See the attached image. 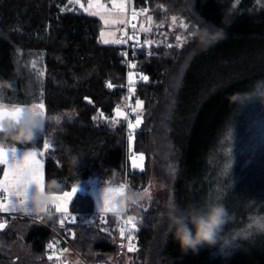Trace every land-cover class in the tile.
Listing matches in <instances>:
<instances>
[{
	"label": "trees",
	"instance_id": "trees-1",
	"mask_svg": "<svg viewBox=\"0 0 264 264\" xmlns=\"http://www.w3.org/2000/svg\"><path fill=\"white\" fill-rule=\"evenodd\" d=\"M132 6L148 9L156 21L177 16L194 26L210 22L226 32L207 51L192 41L168 48L176 44L172 36L171 42H154L150 54H138L136 70L148 81L136 86L143 117L133 148L144 153V170L129 166L125 120L116 125L93 120L97 112L111 115L124 100L126 67L120 44L102 43L100 18L69 0H0V101L31 104L43 99L45 104L44 127L34 142L21 145L0 138V145H39L51 131L53 148L44 159V178L45 185L58 183L59 192L92 175L137 191L152 177L169 182L170 190L155 191L147 205L132 207L143 221L128 264H264V230L252 222L264 218L263 178L248 174L227 182L219 165L226 130L254 84L264 78V60L259 58L264 0H132ZM192 28L177 31L186 35ZM106 78L112 88L105 85ZM233 95L238 102H229ZM64 111L73 115L57 121ZM218 154L223 155L219 161ZM205 201L219 202L228 212L220 241L196 253L182 252L168 234L166 205L184 208ZM94 204L89 193L74 195L69 207L77 221L68 224L75 233L70 243L89 261L111 262L121 245L122 238L115 240L119 219L112 213L105 217L107 223L90 219ZM44 219L57 226L60 217ZM50 237L43 225L9 219L0 230V264H82L48 261ZM225 238L233 246L222 250Z\"/></svg>",
	"mask_w": 264,
	"mask_h": 264
},
{
	"label": "rangeland",
	"instance_id": "rangeland-1",
	"mask_svg": "<svg viewBox=\"0 0 264 264\" xmlns=\"http://www.w3.org/2000/svg\"><path fill=\"white\" fill-rule=\"evenodd\" d=\"M69 1L73 7H81L83 9L87 8L90 2L91 3L95 2V0H69ZM100 2L105 4V6L108 8V11L102 13V15L106 19L124 21V23H116L114 25L110 24L106 26L103 20L100 18V16L96 15L100 18L102 22V27L99 33V39L101 42H102L101 35H100L101 32H104L106 34L115 33L114 36L105 35L104 39H109L110 41L117 40L116 36H117L118 29L119 28L125 29V22L128 17L129 18L132 17L133 10H135L138 13L142 12L141 9H137L132 6V0H129V1L125 0L126 11L124 13H120L119 10H115V11L112 10V0H100ZM149 16L152 17L151 31L150 32L140 31V26L142 24L145 27L149 26L148 24ZM171 17L172 16H169L159 21H156L153 18V15L151 14V12L148 10L144 14L137 15L136 19L134 20L135 22L134 24L137 25L135 32L138 33L140 37L146 40L153 41V42H162V41L171 42V38L173 36L172 38L173 42L177 43L175 40V36L176 35L183 36L181 32L177 31V28H179L178 27L179 20H183L186 23L188 22L184 18H179L176 16L178 18L177 24L173 25ZM260 57H261L260 60H264V50L263 52L259 54V58ZM132 74L134 75V73ZM251 90L252 91L247 97H245L246 100L241 105L239 116L236 118V121L226 130V133L224 136L225 139L223 140V145L221 147L224 156L221 155L222 154L221 152V154H218L217 159L219 161L220 156H223L221 157L222 159L219 165L222 169V175L227 180V182L240 181V179L245 178V176L249 174L250 176L262 177L263 179H260V178L259 179L261 180L260 184H262L264 187V104H262L260 101L252 99L254 95L264 94V78L258 81L256 84H254ZM35 103H39V102H35ZM35 103L22 104V103H14V102L5 103V102L0 101V104L5 105L9 110L17 106L21 107L25 105H32ZM118 106L123 112L126 113V103L124 100H122L114 108L113 113L111 115H106V114H103L102 112H97L95 114L96 120L104 121L109 125H116L120 123L121 121L124 120L123 117L118 118L116 123H112L113 118H115L116 116L115 110L117 109ZM135 106H136V101L134 102V107ZM72 115H73L72 111H64L62 114L56 116V120L61 121L64 117H71ZM136 115L137 113H134V120L132 121L133 123H135ZM142 117H143V108L141 109V119ZM45 140H47L52 145L51 131H48L46 133L44 141ZM133 141H134V138H133ZM43 143L39 145L29 146V147L9 146V147H5V149L11 148V147H17V158L19 159L23 151L31 150V147H36L38 151H45V155L43 157V160H44L46 154L53 148V145L50 149L44 150ZM131 151L135 154L141 153V152H137L134 150L133 143H132ZM127 160H128L130 168L133 169L131 167V160L129 159V148H128V159ZM226 165H230V168L227 171L225 170ZM4 167L5 166L2 165V173L0 175V179L3 178V168ZM110 183H111V186L113 187H118L121 184V182L103 181L99 176L92 175L88 177L87 179L78 181L73 186L79 185L78 191L76 193L78 192L89 193L93 196L94 201H95L94 213L98 214L97 200L99 197L100 189L106 186H109ZM71 188L66 191H70ZM145 188L149 190L150 196H152V194L155 191H158L160 189H163L165 192H166V189L167 191L170 190V183L157 181L155 178L152 177L149 184ZM144 189L140 191H143ZM57 194H62V192H58ZM149 200H150L149 197L146 196L139 203L132 204L131 207L134 208L136 206H139V207H142L143 205L145 206L148 204ZM90 219H97V217L96 218L90 217ZM252 222L255 224V226L260 227L261 225H264V218H259V219L254 218ZM119 239H121V237L118 234L117 236H115L116 242H118ZM120 250H121V245L117 246V251L114 252L112 255L114 257L115 256L117 257V258L115 257L116 259H114V261L124 262L125 260L127 261V264H128L130 256L124 255L123 252H121ZM61 259H63L65 262H78L79 261L78 257L74 253L70 252L68 249L66 252L62 253Z\"/></svg>",
	"mask_w": 264,
	"mask_h": 264
},
{
	"label": "snow or ice",
	"instance_id": "snow-or-ice-1",
	"mask_svg": "<svg viewBox=\"0 0 264 264\" xmlns=\"http://www.w3.org/2000/svg\"><path fill=\"white\" fill-rule=\"evenodd\" d=\"M94 9V10H92ZM112 10H119L120 13H124L126 11V5L125 0H112ZM85 12H89L91 15H99L100 18L103 20L104 24L106 26L116 23H124L123 20H110L106 19L102 13L108 11V8L105 6V4L101 3L100 0H95L94 3H89L88 7L84 9ZM148 10L143 9L141 13L136 12L133 10L132 12V20H135L137 15L144 14ZM172 24L176 25L178 18L176 16L171 17ZM151 22L152 17H148V27H145L143 24L140 26V31L142 32H150L151 31ZM194 25H190L189 23L184 22L183 20H179L178 27L179 29L189 30L190 27H193ZM133 31L135 32L137 25L132 24L131 25ZM101 39L102 42L105 44L108 43H124L125 38L122 37L120 40H109L104 39L105 35H111L114 36L115 33H104L101 32ZM127 39H135L134 37H128ZM176 44H168V48L172 47H180L183 46L189 42L190 40V31L187 32L186 35H176L175 36ZM146 44L153 43L152 41H145ZM143 46V45H141ZM127 63V62H126ZM130 67H135V65H129ZM32 68L36 69V62H32ZM38 76L43 75V71H38ZM129 93L130 95L134 92L133 87V74L129 73ZM141 80L148 81L147 76H141ZM108 88H112L113 85L111 83L107 84ZM87 99V98H86ZM252 99L260 101L262 104H264V94L262 95H254ZM247 103V102H246ZM143 101L137 99L136 100V106L131 109L132 113H137L135 117V123H133L131 120L128 119L130 113L123 112L119 106L117 107L116 116L113 118L112 123H116L118 118L123 117L124 120L127 121V128H128V136H127V143L129 148V159L131 160V167L133 169H139L141 172L144 170V160L145 155L144 153L135 154L131 151L132 149V143L134 138V132L135 130L140 126L142 119H141V109H142ZM32 107L34 109H39V115L45 116V104L43 102V99L40 100L39 103L32 104ZM20 107H14L12 109H8L5 105L0 104V120L2 119H8V120H15L19 114ZM102 115V114H101ZM96 117H93V120H95ZM44 127V125H43ZM52 147V145L45 140L43 143V149L48 150ZM45 155V151H38L36 147H31V150H25L20 155V158H17V147H11L8 149H5L3 145H0V165H4L3 168V178L0 179V192L6 193V196L4 197L3 201H0V213H11V212H23L27 215H32V212L29 211L27 205L21 201L19 197L20 190L24 187H29L32 190L39 189L41 191L44 190L45 186V178H44V160L43 157ZM230 168V165L225 166V170L227 171ZM79 185L73 186L70 191H64L62 194L53 193L52 200L53 203L48 205L44 211L50 212V209H54L55 213L59 215V228L65 229V231H69V234L72 236V238L75 237V233H71L69 229L65 228L66 224H75L77 221V216L72 215L70 212V202L72 201L74 195L78 191ZM128 185L126 183H121L118 187H108V188H101L99 192V197L97 200V210H98V217L100 220H102L104 223H107L105 217L110 212V209L108 207V201L110 199V194L112 193H118L122 189L127 188ZM146 193V196L151 199L149 190L145 188L143 190ZM6 201V202H5ZM137 204V203H134ZM52 214V213H51ZM118 218H121V227L119 228V235L123 239L125 237V233H128L127 240V250L128 252H134L137 251V248L135 247L133 241L135 240L134 233L138 231L137 225L134 222L135 217L128 216L126 219H124L121 214L116 215ZM7 227V222H0V230H3ZM262 230H264V225H261ZM104 231H108V229H104ZM60 241L56 240L52 243H49L47 245V249L49 250L47 254V260L53 261L54 259L56 261H59L61 259V255L63 252H66L67 249H62L60 252L57 251L59 247ZM123 247V245H121ZM232 241L228 238H225L223 240L221 249L232 247Z\"/></svg>",
	"mask_w": 264,
	"mask_h": 264
},
{
	"label": "clouds",
	"instance_id": "clouds-1",
	"mask_svg": "<svg viewBox=\"0 0 264 264\" xmlns=\"http://www.w3.org/2000/svg\"><path fill=\"white\" fill-rule=\"evenodd\" d=\"M226 38L223 28L206 23L204 26L195 25L190 31V40L202 51H207L219 41ZM236 95L229 97L230 103L238 102ZM39 109L32 105L20 107L15 120H0V138L11 140L17 144L32 143L43 129L45 117L38 114ZM73 164L77 161L74 159ZM113 187L111 183L104 188ZM61 186L52 182L44 186V190H32L24 187L20 190L19 199L23 201L30 212L42 213L53 203V193H58ZM146 197L144 191L125 188L118 193L110 194L108 207L113 215L123 213L134 203H139ZM51 216L50 212H47ZM167 231L179 244L182 252L196 253L203 246H213L220 241L223 226L229 219L224 206L215 201H205L203 204L189 205L181 208L174 202L166 205Z\"/></svg>",
	"mask_w": 264,
	"mask_h": 264
},
{
	"label": "built area",
	"instance_id": "built-area-1",
	"mask_svg": "<svg viewBox=\"0 0 264 264\" xmlns=\"http://www.w3.org/2000/svg\"><path fill=\"white\" fill-rule=\"evenodd\" d=\"M129 1V0H126ZM141 9V8H138ZM142 10V9H141ZM134 20H132L131 18H127L126 22H125V29L123 28H119L118 32H117V40H120L122 37L125 38V42L124 43H119L120 47H119V52L121 54V58L120 61L121 63L126 67V81L124 84L125 87V97H124V101L126 103V113H130L128 119L133 121L134 120V113L131 112V109L134 108V102L137 100L138 95H137V83L141 81L140 77L141 76H145V73L143 71H139L136 70V63H137V56L139 53H144V54H150L152 52V48L154 46V42L151 44H146L145 41L146 39L140 37V35L136 32L133 31L131 25L134 24ZM135 39H127L128 37H134ZM150 41V40H148ZM143 45V46H141ZM127 62V63H126ZM129 65H135V67H130ZM134 73L133 75V87H134V92L130 95L129 93V73ZM105 85L107 86L108 83H111L110 78H106L104 80ZM112 84V83H111ZM126 125H127V121H126ZM126 134L128 136V128L126 129ZM128 172H130V170H128ZM6 196V193H2L0 192V201L4 200V197ZM6 202V201H5ZM51 211V215L56 214L54 212V209H50ZM45 216H48L47 212H42V213H32V215H27L23 212H11V213H0V222H4V221H8L9 219H13V218H22L25 219L27 221L33 222V223H37L40 225H43L45 227H47L50 232H51V237L49 239V241L47 242V245L49 243H52L56 240L60 241L59 247L57 249L58 252H60V250L62 249H68L70 252L74 253L79 261L82 264H120L118 262L115 261H111L108 262L107 260H98L96 262H92L87 260L80 252H78L70 243V238L71 235L69 234V231H65V229H60L59 228V224L57 226L47 223L44 219ZM91 217L96 218L98 217L97 213H91L90 214ZM121 216L126 219L128 216H132L135 217V223L138 226L142 223L143 219L140 215L136 214L132 207L127 208L123 213H121ZM121 218H119V227H121ZM66 229H69L70 232L72 233L71 229L68 227V224L65 225ZM127 236L128 233H125V237L123 239H121V245H123V247L121 246V252H123L124 255H129L130 252H128L127 250V245H128V240H127ZM135 236V240L133 241L135 247H138V234L135 232L134 233ZM47 245H46V255L48 254L49 250L47 249ZM123 262V261H122ZM123 264H127V261L124 260Z\"/></svg>",
	"mask_w": 264,
	"mask_h": 264
}]
</instances>
